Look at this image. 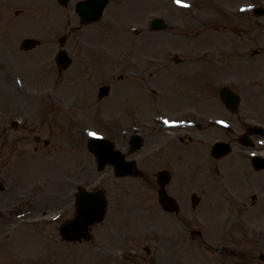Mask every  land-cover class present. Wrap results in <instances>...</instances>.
Listing matches in <instances>:
<instances>
[{
    "label": "rangeland",
    "instance_id": "1",
    "mask_svg": "<svg viewBox=\"0 0 264 264\" xmlns=\"http://www.w3.org/2000/svg\"><path fill=\"white\" fill-rule=\"evenodd\" d=\"M75 1L62 7L56 0H0V182L5 187L0 190V264H167L171 259L175 262L169 264H212L211 260H220L221 256L197 247L190 231L232 240L244 229L245 237L252 238V227L259 224L243 227L230 218L242 216L236 201L250 203V187L244 186L256 175L237 182L232 176L239 171H227L232 183L225 185L230 192L216 189L215 184L213 188L199 185L200 203L194 209L180 208L175 216L160 212L152 191L139 199L131 197L135 189L151 182L139 177L142 185L131 183L129 191L128 177L116 179L107 172L101 177L106 184L102 187L110 191V215L93 226L92 239L64 241L59 225L74 214L65 198L72 195L75 184L98 176L93 157L82 149L85 136L79 129L116 132L130 123L127 117L117 121L119 110L140 111L142 96L150 109L176 110L180 101L165 83L170 72L186 79L178 89L183 85L181 90L199 99L215 93L216 83L224 80L243 94L241 110L255 111L264 122V15L252 14V8L264 6V0H181L185 6L175 0H110L102 20L87 25L74 12ZM154 16L166 20L164 30L148 28ZM61 35L67 36L65 45L73 56L71 67L62 72L54 62ZM26 37L41 44L25 51L20 44ZM174 55L183 62L149 71L161 74L156 76V87L164 84L158 87L159 95L150 98L146 95L149 79H141L136 62L145 57L166 61ZM106 82L111 95L98 99V88ZM217 104L212 98L206 105L213 109ZM13 119L20 121L14 129ZM36 133L50 143L36 144ZM45 154L48 159L43 160ZM261 175L258 190L252 192L257 200L264 193ZM261 211L259 216L264 215ZM186 217L190 222L184 221ZM180 237L191 245L180 246ZM144 246L150 247V254Z\"/></svg>",
    "mask_w": 264,
    "mask_h": 264
},
{
    "label": "flooded vegetation",
    "instance_id": "2",
    "mask_svg": "<svg viewBox=\"0 0 264 264\" xmlns=\"http://www.w3.org/2000/svg\"><path fill=\"white\" fill-rule=\"evenodd\" d=\"M149 67L150 62L147 61L142 69ZM177 75L176 72H170V77L166 82L163 78L161 80L173 85L186 81L185 77L179 79ZM156 83V79L147 82L148 90L151 91L150 98L159 95V88L152 85ZM181 89L170 90L172 96L180 101L176 110H154L149 106L139 113L129 110L126 117L132 126V133L141 134L142 145L139 149L132 150L134 144L130 137H127L121 148L125 150L127 158L133 161L138 177L145 182H151L145 187L142 186L144 190L153 189L158 192L162 189L175 200L178 207L175 216L179 214L180 208L194 209L200 203L201 196L196 194L199 185L213 188L215 184L216 189L224 190L228 189L225 182L229 186L232 183L228 182L229 179L225 175L227 171H239L232 176V179L237 182L245 177L256 175L253 182L244 186L250 187V203L236 201L237 209L239 208L242 216H231L230 218L237 220L243 227H249L250 223L259 224L252 227L254 231L249 234L253 236L252 238H246L243 229L232 240L226 236L205 237L202 232L191 231V234L195 235L190 234V240L195 242L197 247L200 246L207 250L208 253L221 256L220 260H216L217 263L211 260L212 264H264V215H258L259 210L264 213V197L258 201L256 195L252 193L258 190L257 179L261 171L252 167L250 160L252 153L248 152L249 150L259 152L264 147L258 143L257 134H248L249 123L246 120L259 121L260 117L251 110L239 111L237 109L231 112L222 103L217 104L213 109L208 108L207 102H203L207 101L206 98L199 99L194 97L191 91ZM236 114L239 118L235 119L233 116L235 117ZM244 140L249 142L251 147H246L241 142ZM217 142L229 143L231 151L225 155L213 153L212 146ZM112 172L116 175L113 167ZM160 173L162 175L159 178ZM204 178L206 179L203 180ZM189 192L190 196H188ZM228 192H230L229 189ZM157 204L163 207L158 201ZM184 221L190 222L188 217L184 218ZM227 226L228 223L225 224V229ZM177 237L178 235H175V240ZM181 244L189 243L185 238L180 237L179 245ZM171 261L175 262L171 259L167 260V264Z\"/></svg>",
    "mask_w": 264,
    "mask_h": 264
},
{
    "label": "water",
    "instance_id": "3",
    "mask_svg": "<svg viewBox=\"0 0 264 264\" xmlns=\"http://www.w3.org/2000/svg\"><path fill=\"white\" fill-rule=\"evenodd\" d=\"M107 0H89L85 4H79L77 7V10L80 13V16L85 20V21H92L95 19H98L99 16L101 15V11L104 8ZM256 15L263 14L264 9L263 8H257L255 9L254 12ZM157 24V22H155ZM162 25V21L159 23V26ZM35 43V40H28L24 43L25 47H30ZM57 63L59 64L60 67H66L69 63V59L67 58L66 53L64 51L60 52L57 56ZM104 92V91H102ZM233 97V96H232ZM235 102V98H233L232 103ZM92 207L90 205L85 206V209H80L78 208L80 215L75 219L73 222H71L69 225L63 226L61 233L65 239L68 240H73V239H78L82 236L87 237L85 234V227H84V220L86 217L90 219V221L98 219V215L96 216L92 212ZM102 211V210H101ZM92 213L94 215H92ZM85 217V218H84ZM87 219V218H86ZM91 221V222H92Z\"/></svg>",
    "mask_w": 264,
    "mask_h": 264
},
{
    "label": "snow or ice",
    "instance_id": "4",
    "mask_svg": "<svg viewBox=\"0 0 264 264\" xmlns=\"http://www.w3.org/2000/svg\"><path fill=\"white\" fill-rule=\"evenodd\" d=\"M92 135H95L94 133Z\"/></svg>",
    "mask_w": 264,
    "mask_h": 264
}]
</instances>
